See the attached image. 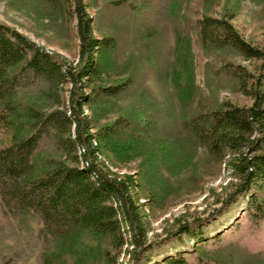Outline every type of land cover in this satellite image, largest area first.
I'll use <instances>...</instances> for the list:
<instances>
[{
    "label": "trees",
    "instance_id": "obj_1",
    "mask_svg": "<svg viewBox=\"0 0 264 264\" xmlns=\"http://www.w3.org/2000/svg\"><path fill=\"white\" fill-rule=\"evenodd\" d=\"M45 1L76 19L78 61L69 62L0 22V208L18 228L39 226L34 230L36 244L16 247L1 257L0 264H29L30 255L37 252L39 264H77L63 255V243L89 236L93 244L97 236H110L115 246L125 228L133 252L140 249L135 260L154 245H146L148 229L137 195L141 184L137 174L112 171L99 154L112 152L125 160L144 155L142 176L165 184L163 170L182 171L196 148L203 146L217 163H226L228 157L237 180L224 208L248 195L255 183H264V46L248 41L232 17L205 15L196 26L205 49H232L246 60L258 61L255 74L233 62L216 70L235 78L253 103L224 100L215 108L205 106L195 82L187 32L177 47L175 77L180 95L197 110L174 132L154 131L148 138L149 124L137 117L122 115L102 122L113 100L131 87L128 79L112 78L121 69L114 59L117 38L95 35L85 0ZM252 204L254 213L264 217L263 202L256 197ZM205 221L184 223L166 239L189 234L198 242L206 241L203 230H192ZM4 236L5 225L0 223V244ZM183 257L167 255L163 261L188 264ZM105 258L106 264H113L109 250Z\"/></svg>",
    "mask_w": 264,
    "mask_h": 264
},
{
    "label": "rangeland",
    "instance_id": "obj_2",
    "mask_svg": "<svg viewBox=\"0 0 264 264\" xmlns=\"http://www.w3.org/2000/svg\"><path fill=\"white\" fill-rule=\"evenodd\" d=\"M85 2L94 18L95 35L117 38L114 59L121 69L112 77L113 81L131 82V87L109 105L102 122H112L122 115L137 117L149 124L145 133L149 138L154 131L174 132L182 119L196 112L195 104L180 95L182 88L175 77L177 47L187 32L195 82L205 106L215 108L224 100L238 105L253 103L251 97L239 90L235 78L216 70L233 62L245 65L255 74L258 61L246 60L232 49H205L196 22L205 15L232 17L233 24L248 41L264 46V0ZM0 22L18 29L48 51L77 63L80 42L76 19L66 17L45 0H0ZM67 88L64 87V99ZM261 146L264 151V143ZM100 159L119 174H137L141 184L136 190L148 229L146 245H154L142 250V257L135 260L140 249L133 252L128 228L115 246L110 236H97L93 244L89 236L75 237L72 242L63 243L60 250L77 264H106L107 250L113 264H167L163 261L167 255H184L188 264H264V217L254 213L252 204L256 197L264 204V185H260L264 183H255L248 195L224 208L237 182L228 167V157L226 163H217L207 148L198 146L188 167L176 173L163 170L165 184L142 176L144 155L133 154L125 160L110 152L103 153ZM199 220L206 221L192 230H203L206 241L198 242L189 234L166 239L182 224ZM0 223L5 225L0 259L22 244H36L37 223L33 228H18L3 217L1 208ZM59 247L60 244L56 249ZM29 264H39L38 252L30 255Z\"/></svg>",
    "mask_w": 264,
    "mask_h": 264
},
{
    "label": "built area",
    "instance_id": "obj_3",
    "mask_svg": "<svg viewBox=\"0 0 264 264\" xmlns=\"http://www.w3.org/2000/svg\"><path fill=\"white\" fill-rule=\"evenodd\" d=\"M103 155L102 154H99V157H102Z\"/></svg>",
    "mask_w": 264,
    "mask_h": 264
}]
</instances>
